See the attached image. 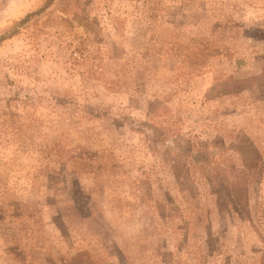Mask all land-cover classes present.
<instances>
[{
    "label": "rangeland",
    "instance_id": "374dc122",
    "mask_svg": "<svg viewBox=\"0 0 264 264\" xmlns=\"http://www.w3.org/2000/svg\"><path fill=\"white\" fill-rule=\"evenodd\" d=\"M47 1L0 0V264H264V0Z\"/></svg>",
    "mask_w": 264,
    "mask_h": 264
},
{
    "label": "trees",
    "instance_id": "16d2710c",
    "mask_svg": "<svg viewBox=\"0 0 264 264\" xmlns=\"http://www.w3.org/2000/svg\"><path fill=\"white\" fill-rule=\"evenodd\" d=\"M51 1H52V0H48L47 3H46V5H45V7H47L48 4L51 3ZM28 16H29V15H28ZM28 16H27V17H28ZM1 38H2V37H0V40H1Z\"/></svg>",
    "mask_w": 264,
    "mask_h": 264
}]
</instances>
